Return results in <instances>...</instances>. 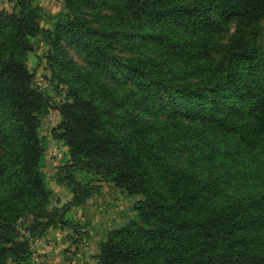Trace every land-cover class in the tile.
Listing matches in <instances>:
<instances>
[{
  "label": "trees",
  "instance_id": "trees-1",
  "mask_svg": "<svg viewBox=\"0 0 264 264\" xmlns=\"http://www.w3.org/2000/svg\"><path fill=\"white\" fill-rule=\"evenodd\" d=\"M11 1L0 9V264H36L32 243L102 184L138 200L96 264H264V0H62L55 15ZM37 43L63 89L56 106L27 65ZM50 109L68 154L61 208L42 171Z\"/></svg>",
  "mask_w": 264,
  "mask_h": 264
},
{
  "label": "rangeland",
  "instance_id": "rangeland-1",
  "mask_svg": "<svg viewBox=\"0 0 264 264\" xmlns=\"http://www.w3.org/2000/svg\"><path fill=\"white\" fill-rule=\"evenodd\" d=\"M34 2L50 15H55L63 10L62 0H34ZM11 8V0H0V9L10 11ZM41 26L51 28L50 22L46 19L41 22ZM45 52L46 48L41 43H37L34 46L33 53L28 58L27 65L34 75L35 85L48 95L52 104L56 106L62 101L63 89L56 88L55 83L50 82L43 59ZM71 54L76 61H79L77 55L72 52ZM59 121L58 112L50 109L47 116L41 119L39 127V134L46 141L42 171L47 186L53 193L51 208H61L72 199L70 191L55 182L57 170L59 167L64 166L68 160L64 145L53 140L50 134L51 129L56 127ZM99 187L100 192L98 194L89 198L84 205L73 207L66 213V223L64 225L47 231V234H53L52 237L47 238L46 234L45 237L32 243L31 250L32 252L33 249L36 251L33 253V260L36 264V261L43 262V264H50L49 262L59 263L61 254L65 264H96L94 256L98 253V242L104 239L111 229L122 225L129 218L132 214V208L138 200L137 197L125 195L112 185L102 184ZM70 226L77 228L79 236H75L74 231L69 229ZM68 236L73 239L74 237L80 238L77 245L74 246V243L68 240ZM56 251H58L56 257L49 260V255L51 257V254ZM43 254H47L48 258L44 259Z\"/></svg>",
  "mask_w": 264,
  "mask_h": 264
},
{
  "label": "crops",
  "instance_id": "crops-1",
  "mask_svg": "<svg viewBox=\"0 0 264 264\" xmlns=\"http://www.w3.org/2000/svg\"><path fill=\"white\" fill-rule=\"evenodd\" d=\"M53 236V234H47V238H50V237H52ZM42 241V240H41ZM58 249H60V248H58ZM36 251H35V249H33V253H35ZM56 253H58V251H56V252H54V253H52L51 254V257H50V255H49V260L50 259H54L55 257H56ZM42 257H44V259H47L48 258V255L47 254H43L42 255ZM59 258H60V260H59V263H57L56 262V264H65L64 263V261L62 260L63 259V257H62V254L59 256ZM36 260V259H35ZM37 262V264H43V262H38V261H36ZM49 262V261H48ZM50 264H53V263H55V262H49ZM67 264H70V263H67Z\"/></svg>",
  "mask_w": 264,
  "mask_h": 264
}]
</instances>
